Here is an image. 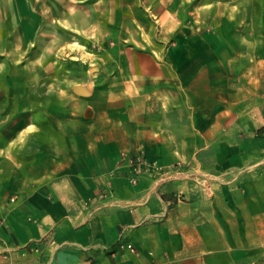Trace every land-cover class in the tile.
Here are the masks:
<instances>
[{"label":"crops","instance_id":"1","mask_svg":"<svg viewBox=\"0 0 264 264\" xmlns=\"http://www.w3.org/2000/svg\"><path fill=\"white\" fill-rule=\"evenodd\" d=\"M70 1L0 0V54L28 56L8 78L17 109L0 108V264H264V74L229 88L228 61L180 46L138 57L120 93L37 104L48 45L33 42L96 28ZM121 152L162 171L133 183Z\"/></svg>","mask_w":264,"mask_h":264},{"label":"rangeland","instance_id":"2","mask_svg":"<svg viewBox=\"0 0 264 264\" xmlns=\"http://www.w3.org/2000/svg\"><path fill=\"white\" fill-rule=\"evenodd\" d=\"M83 2L75 10L80 23L94 21L95 29L69 31L58 23L64 34L58 32L56 36V30L49 25L45 35L33 42L48 45L42 55V67H46L47 78L41 84L31 86L37 104H47L55 109L62 104L57 101L58 94L68 93L80 98L107 90L120 93V88L124 87L120 85V79L135 77L134 63L138 57H142L144 62L152 57L162 62L180 46L186 50L202 46L228 61L232 74L227 82L229 88L236 86L253 91L264 74V0ZM69 3L64 7L70 11L73 5L70 0ZM104 18H107V31H104ZM9 45L8 40L0 43L2 49ZM173 54L181 55V52ZM27 57L25 52L15 56L0 54L1 109L7 106L17 109L18 87L10 84L8 78L25 70ZM104 80L107 84H103ZM76 87L82 90L76 92ZM39 119L36 117L37 121ZM40 136L45 137L46 134H38ZM138 156L144 158L143 155L120 153L121 158L129 157L131 165ZM176 167L183 169V165L171 166L170 169ZM158 168L161 172V166Z\"/></svg>","mask_w":264,"mask_h":264},{"label":"built area","instance_id":"3","mask_svg":"<svg viewBox=\"0 0 264 264\" xmlns=\"http://www.w3.org/2000/svg\"><path fill=\"white\" fill-rule=\"evenodd\" d=\"M147 170H153L154 172H158L159 168L154 162L147 161L145 158L138 156L135 158V162L132 164L131 167V182L135 183L138 182L143 172ZM130 251H135V248L131 244H125V246Z\"/></svg>","mask_w":264,"mask_h":264},{"label":"water","instance_id":"4","mask_svg":"<svg viewBox=\"0 0 264 264\" xmlns=\"http://www.w3.org/2000/svg\"><path fill=\"white\" fill-rule=\"evenodd\" d=\"M81 90H82L81 87H76V88H75V91H76V92H80Z\"/></svg>","mask_w":264,"mask_h":264}]
</instances>
